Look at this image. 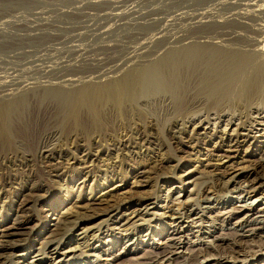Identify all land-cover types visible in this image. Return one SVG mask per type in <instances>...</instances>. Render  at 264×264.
Listing matches in <instances>:
<instances>
[{"label":"bare ground","instance_id":"1","mask_svg":"<svg viewBox=\"0 0 264 264\" xmlns=\"http://www.w3.org/2000/svg\"><path fill=\"white\" fill-rule=\"evenodd\" d=\"M155 27L121 45L123 54L112 56L119 46L110 47L104 64L80 77L24 84L4 76L0 264L114 260L118 244L130 252L147 244L149 222L173 242L129 264H264V217L189 252L177 246L212 212L255 211L247 201L230 208L225 193L245 186L243 200L264 199V26L245 28L260 38L236 27ZM200 156L208 157L204 166Z\"/></svg>","mask_w":264,"mask_h":264},{"label":"rangeland","instance_id":"2","mask_svg":"<svg viewBox=\"0 0 264 264\" xmlns=\"http://www.w3.org/2000/svg\"><path fill=\"white\" fill-rule=\"evenodd\" d=\"M263 21L264 0H0V83L7 75H12L16 81H23L24 84L53 83L61 76L80 77L85 72L99 69L94 65L98 61L103 63L102 58H105L107 49L112 46L121 49V45L123 48L125 43L130 44L132 41L139 43L156 33L155 25L160 28L167 24H190L207 29L216 27L224 33L231 31L227 28L236 27L240 35L260 38V32L248 33L245 28L257 29L264 26ZM119 48L112 56L125 52ZM78 61H81L80 64ZM109 64L108 61L102 70ZM199 132L203 133V130ZM184 142L189 145L187 139ZM200 160L203 166L209 161L205 156H200ZM193 165H199V169L204 170L197 162L188 166L193 168ZM133 181V178H129V184ZM130 186L126 190L133 188ZM192 189V185H187L186 191L181 193V201H188ZM244 189L245 186L241 191ZM241 191L238 189L237 192L225 193L228 205L234 208L245 205L247 201L255 209L254 212L236 207L239 210L223 217H215V212L210 213L211 217L207 215L200 226L191 229L194 236L198 237L190 235L185 244L177 245L179 250L189 252L198 241H212L213 236L218 237L221 233H242L238 225L247 220L251 229L256 222L262 221L264 199L260 193H253L243 200L245 194ZM209 199L215 198L211 196ZM174 208L177 210L178 206ZM156 212L163 214V211L157 210L150 213ZM149 223L155 224V229L150 233L151 241L147 240V244H141L138 249L132 247L133 252H130L129 245L118 244L115 248L118 250H114L116 259L109 260L108 256L101 255L98 264H129L133 258L143 256L152 249L159 251V248L173 242L169 239L171 233H167L164 226L156 225L157 222ZM148 230L151 231L145 226L143 233ZM209 234L212 235L209 237ZM75 253L77 251H72L67 258H72Z\"/></svg>","mask_w":264,"mask_h":264}]
</instances>
